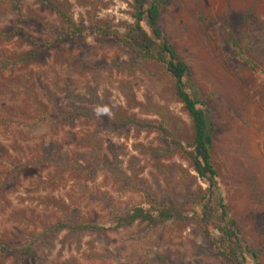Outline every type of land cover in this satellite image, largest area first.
Here are the masks:
<instances>
[{
  "label": "rangeland",
  "instance_id": "374dc122",
  "mask_svg": "<svg viewBox=\"0 0 264 264\" xmlns=\"http://www.w3.org/2000/svg\"><path fill=\"white\" fill-rule=\"evenodd\" d=\"M47 1L0 0V264H234L205 234L192 122L137 52L133 0ZM160 11L213 125L219 193L258 253L245 264H264V0ZM151 200L183 219L116 225Z\"/></svg>",
  "mask_w": 264,
  "mask_h": 264
},
{
  "label": "trees",
  "instance_id": "16d2710c",
  "mask_svg": "<svg viewBox=\"0 0 264 264\" xmlns=\"http://www.w3.org/2000/svg\"><path fill=\"white\" fill-rule=\"evenodd\" d=\"M40 1L50 4L47 0ZM169 1L133 0L135 25L132 32L137 52L143 59H150L164 65L167 73L174 80L176 98L183 105L192 122L193 140L187 154L193 170L208 185L200 201L201 221L205 234L218 246L223 257L234 264H245L246 255L257 260L258 253L242 244L236 221L229 214L219 193L216 182L218 175L211 155L213 125L209 119L208 110L193 88L187 86L185 79L189 75V66L179 58L160 26V6ZM50 6L56 9L54 5L50 4ZM59 14L65 17L61 11ZM143 23L149 33L143 29ZM173 219H183L180 208L174 205H158L151 200L150 209L134 208L124 213L118 221L116 220V225L124 227L141 220L155 226ZM84 227L90 228L91 226ZM213 231L218 233V238L211 237L210 233Z\"/></svg>",
  "mask_w": 264,
  "mask_h": 264
}]
</instances>
